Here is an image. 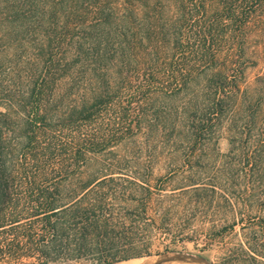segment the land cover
Masks as SVG:
<instances>
[{
	"label": "rangeland",
	"instance_id": "1",
	"mask_svg": "<svg viewBox=\"0 0 264 264\" xmlns=\"http://www.w3.org/2000/svg\"><path fill=\"white\" fill-rule=\"evenodd\" d=\"M144 5L131 8L122 0H0V8L5 10L0 17V81L16 82L24 58L33 59L35 52L28 56L22 44L27 36L24 28L38 25V14L52 8L54 14L46 25L55 31L56 52H67V60L78 61L70 69L74 80L70 86L77 87L76 91L70 93L67 85L62 88L65 105H74L80 99L90 103L94 92L101 89L97 80L103 81L105 88L106 105H98L89 120L78 125L83 127L81 134L90 136L100 128L98 136L105 140L98 153L89 156L86 169L118 172L123 168L126 174L134 177L135 172V176L145 178L144 189L127 188L125 202L119 199L115 206L127 212L132 207L130 200L139 202L146 209L147 221L154 224L142 240V253L125 257L131 252L126 244L87 252L68 237L62 241L52 238L50 230L43 229L40 216L21 215L24 211H19V227L9 225V218L0 220V264H117L175 254L203 258L209 264H264V19L261 26L251 27L246 33L236 98L223 104L221 116L203 117L199 111L197 116L201 118L196 120L206 131L189 138L186 116L191 117L192 105L215 89L205 76L209 70L206 68L204 75L189 82L180 95L174 89L177 85L169 87L165 77H161L160 84L147 87L143 77L146 72L158 70L161 65L162 73L168 62L177 66L183 60L181 53L170 59L171 43L154 54L145 43L152 67L138 68L142 62L139 57L138 65L121 70L120 44L131 39L140 25L143 29L151 22L154 28L157 20L162 23L178 19L176 0H145ZM209 6L210 11L230 6L264 15V0H212ZM125 14L127 23L121 32ZM141 31L142 37L145 31ZM121 33L126 34L125 38ZM220 49L216 66L228 54L225 46ZM83 60L86 67L81 69ZM83 73L86 76L82 79ZM144 88L152 96L140 103ZM171 88L175 94L169 92ZM148 103L158 107V118ZM120 111L125 114L123 122L119 120ZM38 185L40 189L35 191L23 186L7 193L11 202L28 210L35 211L40 201L33 195L42 191L60 196L57 202L62 208L70 206L72 184ZM178 262L195 264H162Z\"/></svg>",
	"mask_w": 264,
	"mask_h": 264
},
{
	"label": "trees",
	"instance_id": "2",
	"mask_svg": "<svg viewBox=\"0 0 264 264\" xmlns=\"http://www.w3.org/2000/svg\"><path fill=\"white\" fill-rule=\"evenodd\" d=\"M122 1L130 4L131 8L146 6L145 0ZM210 4L212 0H176L178 19H166L162 23L157 20L154 28L151 22L143 29L140 25L131 39L120 44L121 70L138 65L139 57L143 60L140 59L142 62L138 68L145 70L152 67L145 45H150L154 54L159 53L166 43H171L170 59L176 53L183 56L177 66L171 61L163 66L162 73L159 71L161 65L158 70L146 72L143 77L148 82L147 87L151 86L149 84H160L165 77L169 87L177 85L174 88L177 93L172 88L169 92L180 95L189 82L204 75L206 68L209 70L205 76L215 84V89L190 108L192 116H186L189 138L201 136L206 131L204 125L196 120L197 117L201 118L197 116L199 111L203 112V117L209 114L212 117L221 116L223 104L236 98L239 91L237 80L242 74L239 60L244 53L246 33L251 27L261 26L264 19V15L258 11L230 6L210 11ZM122 7L126 11V6ZM51 9L38 14L40 24L24 28V34L35 37L29 40L26 36L22 43L28 56L30 52H35L33 59L24 58L23 71L16 75V82L13 79L5 83L0 81V220L9 218V225L19 227L21 220L17 217L20 213H34L32 216L41 217L43 229L50 230L54 239L60 238L62 241L68 237L75 246L87 252L92 248L111 249L118 243L126 244L131 252L123 256H139L144 250L142 240L154 224L147 221L143 204L130 200L132 207L127 212H121V209L116 210L115 203L119 199L125 202L127 188L134 186L144 189L146 180L135 176V172L134 177L126 174L123 168L118 172L107 168L86 169L89 156L98 153L97 149L104 146L105 140L98 136L100 128L90 136L81 134L83 127L78 125L87 122L98 105H106L105 88L103 81L97 80L101 89L98 93L94 92L90 103L80 99L74 105H65L62 88L67 85L70 93L76 91L77 87L70 86L74 81H71L70 69L78 61L67 60V52H56L55 31L46 25L47 19L54 14ZM150 10L153 17L157 16L153 8ZM4 11L0 8V17ZM126 23L127 14L121 18V32L125 30L123 25ZM141 30L145 31L142 37ZM121 35L126 36L124 33ZM221 46H225L228 54L216 66ZM67 47L72 50L71 44ZM147 59L148 63L145 64ZM84 65L85 60L79 67L85 68ZM83 75L86 76L83 73L80 78L83 79ZM93 75L99 76L95 72ZM145 93L149 91L144 88L140 103L152 96V93L144 96ZM153 106L148 103L151 113L158 118V107ZM139 117H144L143 113ZM124 118V112L120 111V122ZM262 144L264 149V141ZM39 183H54L55 187L62 183L72 184V192L68 194L70 206L62 208L57 202L60 196L44 191L33 195L40 201L35 211L11 202L8 190L25 186L35 191L40 189ZM9 203L12 206L5 214Z\"/></svg>",
	"mask_w": 264,
	"mask_h": 264
},
{
	"label": "water",
	"instance_id": "3",
	"mask_svg": "<svg viewBox=\"0 0 264 264\" xmlns=\"http://www.w3.org/2000/svg\"><path fill=\"white\" fill-rule=\"evenodd\" d=\"M169 261H190L195 264H209L206 260L199 257L187 256L183 254H175L173 256H164L159 259L155 264H162Z\"/></svg>",
	"mask_w": 264,
	"mask_h": 264
},
{
	"label": "bare ground",
	"instance_id": "4",
	"mask_svg": "<svg viewBox=\"0 0 264 264\" xmlns=\"http://www.w3.org/2000/svg\"><path fill=\"white\" fill-rule=\"evenodd\" d=\"M156 260H158V257L153 258V260L150 258L131 259V260H127V261H121L117 264H153ZM173 264H175V263H173ZM177 264H191V263H180V262H178Z\"/></svg>",
	"mask_w": 264,
	"mask_h": 264
}]
</instances>
